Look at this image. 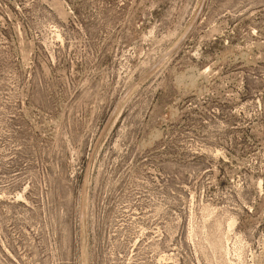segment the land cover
I'll return each mask as SVG.
<instances>
[{
  "label": "rangeland",
  "instance_id": "1",
  "mask_svg": "<svg viewBox=\"0 0 264 264\" xmlns=\"http://www.w3.org/2000/svg\"><path fill=\"white\" fill-rule=\"evenodd\" d=\"M0 264H264V0H0Z\"/></svg>",
  "mask_w": 264,
  "mask_h": 264
}]
</instances>
